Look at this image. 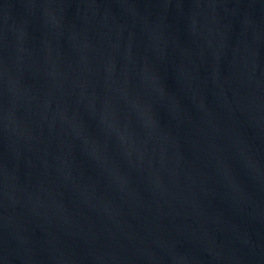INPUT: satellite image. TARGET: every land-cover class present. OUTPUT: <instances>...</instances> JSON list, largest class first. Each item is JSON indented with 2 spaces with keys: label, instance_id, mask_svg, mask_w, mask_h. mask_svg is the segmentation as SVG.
<instances>
[{
  "label": "water",
  "instance_id": "95a60500",
  "mask_svg": "<svg viewBox=\"0 0 264 264\" xmlns=\"http://www.w3.org/2000/svg\"><path fill=\"white\" fill-rule=\"evenodd\" d=\"M0 264H264V0H0Z\"/></svg>",
  "mask_w": 264,
  "mask_h": 264
}]
</instances>
